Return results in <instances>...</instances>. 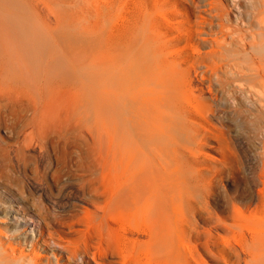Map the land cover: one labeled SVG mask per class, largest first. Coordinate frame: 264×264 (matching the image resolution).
<instances>
[{"label":"bare ground","instance_id":"6f19581e","mask_svg":"<svg viewBox=\"0 0 264 264\" xmlns=\"http://www.w3.org/2000/svg\"><path fill=\"white\" fill-rule=\"evenodd\" d=\"M233 7L235 11L216 7L214 18L185 28L191 45L179 51L161 36L168 31H155V18L146 21L140 41L132 34L127 45L113 41L104 94L88 89L84 94L61 93L70 79L91 85L96 80L92 65L80 62L77 47L41 51L44 56L33 48V54L20 58L0 49V117L12 116L13 125L24 133L21 141L0 142L7 175L27 150L36 148L42 156L51 147L76 154L82 128L95 155L93 172L85 174L81 187L89 197L82 202L90 209L74 218L84 229L71 240L52 233L30 240L16 224L9 236L0 231V264H190L184 230L175 232L176 220L189 223L193 214L179 189L178 157L181 147L193 141L200 121L212 118L198 109L214 96L202 82L215 84L221 95L232 92L234 85L245 87L246 97L264 102V0H236ZM100 151H106L104 156ZM3 207L0 199V213L10 211ZM47 215L36 214L41 221ZM131 223L134 228L128 230ZM54 251L58 259L53 263Z\"/></svg>","mask_w":264,"mask_h":264},{"label":"rangeland","instance_id":"374dc122","mask_svg":"<svg viewBox=\"0 0 264 264\" xmlns=\"http://www.w3.org/2000/svg\"><path fill=\"white\" fill-rule=\"evenodd\" d=\"M235 1L0 0V49H10L15 58H20L35 51L41 54L65 46L77 47L80 62L92 65L96 80L91 85L70 79L61 93L84 94L90 90L104 94L107 57L113 41L122 45L127 41V45L129 34L140 41L148 29L146 21L155 18V31H168L161 36L173 51H179L191 45L185 28L200 27L206 18H214L216 7L235 11ZM33 48L35 51H31ZM203 82L204 86H214L213 90L208 87L217 99L210 94L205 107L199 106L201 115L213 119L200 121L193 141L179 151L182 168L178 174L182 176H177L180 182L177 181L193 214L190 224L176 220L175 232L179 233L181 227L184 230L183 246L190 264H264V102L246 97L245 87L234 85L232 92L223 91V96L215 84ZM215 89L220 91L218 95ZM236 90L241 93L236 94ZM12 119L1 115L0 142L13 144L23 140V127L13 125ZM85 132L82 128L77 134L76 154L71 149L61 154L51 147L42 156L36 148L27 150L8 175L0 161V199L3 208L10 210L2 211L7 216L0 213V231L9 236V230L17 224L18 232L25 229L30 240L31 236L47 233L71 240L84 229L75 224L74 218L82 217L88 208L82 201L89 197L82 195L81 187L85 174L93 172L90 164L95 156L87 147L91 141ZM105 152L100 151V157ZM42 211L49 214L44 221L36 216ZM134 225L127 224L128 230ZM56 255L54 251L50 258L53 263L58 259Z\"/></svg>","mask_w":264,"mask_h":264}]
</instances>
